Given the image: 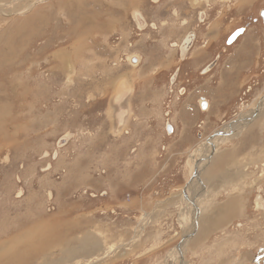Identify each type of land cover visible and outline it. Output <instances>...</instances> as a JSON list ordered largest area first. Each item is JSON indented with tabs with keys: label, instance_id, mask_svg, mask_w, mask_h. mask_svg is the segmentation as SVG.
I'll use <instances>...</instances> for the list:
<instances>
[{
	"label": "rangeland",
	"instance_id": "1",
	"mask_svg": "<svg viewBox=\"0 0 264 264\" xmlns=\"http://www.w3.org/2000/svg\"><path fill=\"white\" fill-rule=\"evenodd\" d=\"M8 1L0 0V264H264V68L258 76L255 57L264 54V30L250 28L219 72L203 77L206 30L220 21L206 18V30L180 26L197 15L194 0H34L28 8L31 0ZM180 8L189 16L176 18L179 34L194 27L198 36L171 84L179 60L167 38L151 50L140 19L154 23L156 11L166 19ZM131 54L138 62L124 66L120 58ZM123 68L140 74L132 86L149 85L159 97L150 95L153 116L121 105L114 122L103 97L118 79L132 82L129 73L117 76ZM150 70L161 71L154 81ZM168 98L172 135L163 115ZM228 100L233 106L222 104ZM131 118L148 131L130 145L120 139V153H97L103 143L112 150L109 136ZM71 129L86 145H67L54 158L43 153ZM193 162L202 182L186 186ZM99 190L119 199L104 215L88 193ZM236 203H244L241 212Z\"/></svg>",
	"mask_w": 264,
	"mask_h": 264
},
{
	"label": "flooded vegetation",
	"instance_id": "2",
	"mask_svg": "<svg viewBox=\"0 0 264 264\" xmlns=\"http://www.w3.org/2000/svg\"><path fill=\"white\" fill-rule=\"evenodd\" d=\"M164 0H158L157 3H160ZM195 1V0H194ZM192 1V8L194 9V7H196L195 9L197 10V15L195 16V18L190 19V17H185V18H180L179 19V23L180 26L183 25H188L190 22L191 23H197V26L199 27H203L204 29L206 28V24L208 23L206 20L207 19H216L219 20V23L217 24V27L214 29H210V30H206L209 32L208 37H211L208 39V42L206 43L204 41V46L202 47V51H201V55L204 56V53L206 55H209V59L202 65V67L200 68V70L198 71L200 76H206V75H213L215 76L218 72H219V67L220 64L222 63V61L227 60L230 56H231V51L233 50V48L235 47L236 43L238 42V40L241 39L242 36H244L247 31L250 28H258V30L261 32V30H264V22L263 19L260 17V11L264 10V0H253L251 3V5H249V3H245L243 2V0H239V1H234V0H200L199 4L196 5V2ZM182 1H180L181 3ZM184 2V0H183ZM239 5V6H238ZM164 9V8H163ZM163 9H161L160 11H156V13L158 12L159 19L157 22H148L145 23V19L141 18V22H142V30L140 31V33H143L145 31L148 32V34H145V39L148 41H151V50H152V46H160V41L162 40V38H167V40H169L168 42H166L167 46L171 48L172 50V55H174V59L173 60H179V65L175 66V69L172 71L170 77H169V82L171 84H173L175 82V80H177L179 73H180V65H182L183 61L186 60V58L188 57V55L190 54V51L192 50V48L195 45V40L198 36L197 30L193 29L194 27L188 29L183 35L179 34V30H177L178 28L180 29V26L176 23V18L178 17L179 13H186L188 15V10L184 9H177L175 12L171 11V16H168L165 19V15L166 13L162 14ZM153 17L155 18V13H152ZM189 16V15H188ZM215 22V20H214ZM257 25H259L260 27H258ZM242 29V32L234 39V41L230 44H227V38L236 30V29ZM192 35L193 38L190 41H187V51L185 52V58L184 59H180L181 58V46L183 45L184 42V38L186 37V35ZM261 39V38H260ZM210 43V44H209ZM205 44H207L205 46ZM137 55L135 54H131L130 58L133 57L135 58ZM255 57H257V62H258V58H261V68L259 71H256V74L258 76L261 75V72L263 71L264 68V54L260 55L259 53H255ZM127 55H124L120 58L122 64L125 66L126 64H130L131 59H126ZM123 60V61H122ZM129 60V61H128ZM216 60V62L213 64V66L206 72H204V68L211 63L212 61ZM133 63V62H132ZM256 66L258 67V64H256ZM131 68V67H130ZM133 68V67H132ZM131 68V69H132ZM127 69V68H123L121 69L118 73L117 76L123 74V73H129L130 74V79H132L129 81V84H125L124 79H118V81L116 82L115 86H114V90L109 86L108 92L106 90V95L103 97L104 99V104L105 105H109L111 104L112 108L115 109L114 112V116H115V120L114 122L118 121V116H116V110L117 107H120L122 105V107H124V109H128V112L132 113V108L133 105H140V106H144L145 111L143 110V113L140 115L142 117H146V116H153V112H152V108L149 106V102H152V100L150 99V95L151 97H157L159 99L158 96H156L154 94L153 89L149 88V85H145L144 86V90H138V88L136 89L134 86H132L131 83H133V81H138L140 82V74L138 73V71H136V69ZM151 71V70H150ZM250 71V70H249ZM161 72L160 70H158L157 72H153L151 71V76L149 78H153L154 81V74L155 73H159ZM226 70H223V73H225ZM116 76V78H117ZM145 76V75H144ZM212 76V77H213ZM148 80V78H146ZM115 79H113L112 81H114ZM145 81V79H144ZM143 81V82H144ZM213 82H215V80H213ZM136 89V90H135ZM185 87H181L178 89V93L180 95H183L185 92ZM128 90L127 95H124V92H126ZM137 91V92H136ZM250 91V88H246L243 91H240L237 96L238 98L241 100L243 96L246 95V93ZM137 96L133 97L131 96V94H136ZM104 93V94H105ZM119 93V94H118ZM155 98H152L155 100ZM200 98H204V96H200ZM199 98V99H200ZM125 99V100H124ZM135 99V100H134ZM124 100V101H123ZM134 100V102H133ZM138 100V101H137ZM232 100V99H231ZM123 101V102H122ZM243 101V100H242ZM170 102L171 99L168 98L167 102L164 103V105L166 106L165 112L163 113L164 117L166 118L165 121V131L168 135H172V131L171 133H168L166 130V123H170L169 121V117L170 114L169 113V109H170ZM204 102L206 103V105L208 106L209 102L207 101L206 98H204ZM232 103L233 106V102L228 100V101H224L222 102L223 105H228L229 103ZM241 101L238 102V104H240ZM155 105V104H154ZM200 107H201V103H200ZM155 107H153L154 110ZM72 117V116H70ZM244 116H242L243 118ZM248 118V117H247ZM149 120V119H147ZM233 120H236L233 119ZM232 120V121H233ZM231 121V120H230ZM78 124H81L78 123ZM128 127L126 130H124L121 134H113L109 136V140L111 141V146H112V150L106 149V143L102 144L101 149L97 152V153H104L103 155H105V153L108 152H116L118 151V153L122 152L124 149L120 150L119 146H120V139H122L125 143L127 144H131V140L135 139H139L140 135L143 134V132L148 131V123L146 124H142V122L140 121V119H135V118H131L128 122ZM130 126V128H129ZM171 127H173L171 125ZM70 132H73L75 135L74 137L69 140L67 142L66 145L60 147V148H55L52 151L49 150H45L43 153H47L51 158H54L56 156H58L59 149L66 147L67 145H71L72 143H77V142H81V143H86V139L85 140H79V136H81L77 130H68ZM66 132V131H65ZM64 133V132H63ZM144 135V134H143ZM76 139V140H75ZM72 140H74L73 142H71ZM86 145V144H85ZM56 146V144H55ZM113 149H116V151H113ZM54 151H56V153H53ZM132 151H137V150H132ZM68 153H72L71 151H69ZM151 153V152H150ZM102 155V156H103ZM196 162L192 163V170H193V174L195 171V167L197 166L195 164ZM198 167V166H197ZM199 168V167H198ZM104 172V169H101V173ZM20 188L23 190V187L20 186ZM104 192V193H102ZM89 196H91L93 199L97 200V208L100 210L101 214H105L106 211L110 208L109 206L112 205L113 203H117L114 200H119L115 195L114 197L109 195L108 191H91L89 192ZM94 195V196H92ZM92 200V199H91ZM113 213V212H112Z\"/></svg>",
	"mask_w": 264,
	"mask_h": 264
},
{
	"label": "water",
	"instance_id": "3",
	"mask_svg": "<svg viewBox=\"0 0 264 264\" xmlns=\"http://www.w3.org/2000/svg\"><path fill=\"white\" fill-rule=\"evenodd\" d=\"M260 17L263 19V22H264V10H261L260 11ZM241 33V28L239 29H236L228 38H227V41L226 43L227 44H230L234 41V39ZM193 36L188 34L186 35V37L184 38V42H183V45L181 46V55H184L185 52L187 51V41H190L192 40ZM131 62L133 63H136L138 62V56H136L135 58L131 57ZM216 62V60L212 61L211 63H209L205 68H204V72L208 71L212 66L213 64ZM201 109L205 110L207 105L206 103L204 102V98H201ZM257 110V109H256ZM255 113L256 111L254 112L253 116H255ZM249 118V117H248ZM166 130L168 133H171L172 131V127H171V124L170 123H166ZM217 133V132H216ZM74 133L73 132H70V131H66L64 133H62L61 135H59L56 139V147L57 148H60L64 145L67 144V142L69 140H71L73 137H74ZM53 153H56V151H54ZM195 171H194V174L193 176L190 178V180L188 182H186V186L192 181V179H195L196 178V175H197V178H198V175H199V172L200 170L198 169V167L196 166L195 167ZM20 190L22 191V189L20 188ZM263 204H264V199H263Z\"/></svg>",
	"mask_w": 264,
	"mask_h": 264
},
{
	"label": "bare ground",
	"instance_id": "4",
	"mask_svg": "<svg viewBox=\"0 0 264 264\" xmlns=\"http://www.w3.org/2000/svg\"><path fill=\"white\" fill-rule=\"evenodd\" d=\"M19 0H10V1H8L7 2V5H15V3H17ZM27 1V0H26ZM33 1L34 0H31L29 3H28V6H26L27 8L28 7H30L31 5H32V3H33ZM72 0H70V1H67L68 3H70V4H73L74 2L72 1ZM124 2V1H123ZM82 3H83V1H82ZM81 3V4H82ZM1 4V3H0ZM63 6V5H62ZM16 7V6H15ZM63 8V7H62ZM2 9V6L0 5V12L2 11L1 10ZM17 10H19V9H17ZM23 10V9H22ZM63 10V9H62ZM137 9H136V11H134V13H133V16L135 17L136 16V14H137ZM95 19V18H94ZM113 23V22H112ZM103 24V23H102ZM241 32H242V29H241ZM21 45V44H20ZM184 55H181V57H183ZM131 58H129V60H130ZM128 60V61H129ZM66 64V63H65ZM15 86V85H14ZM223 132H221V133H219V131L216 133V134H218V135H215L214 137H215V139H216V137L217 136H221V134H222ZM225 134V133H224ZM223 136V135H222ZM226 136V135H225ZM217 143V142H216ZM210 144H212L213 146H215V143H214V141H213V139L212 140H210L209 141V145ZM211 145V146H212ZM213 154H211V156H212ZM205 157V156H204ZM214 157V156H213ZM202 158V157H201ZM212 158V157H211ZM208 162V161H207ZM209 162H210V160H209ZM199 176H200V172H199V175H198V178H199ZM198 178H197V175H196V179L198 180ZM185 194V193H184ZM263 201V199H261V202ZM258 203V202H257ZM193 206H196V203L193 205ZM197 218V217H196ZM38 226V225H37ZM36 229H37V227H36ZM33 230H35V228L33 229ZM36 232V231H35ZM38 239V237H36L35 238V240H37ZM79 239V238H78ZM85 239V238H84ZM82 240V239H81ZM86 241V240H85ZM87 241H88V239H87ZM93 242V241H92ZM47 244V243H46ZM45 245V244H44ZM43 246V245H42ZM46 246V245H45ZM23 248H24V246H23ZM46 248V247H45ZM16 252V251H15ZM70 252V251H69ZM10 264H12V263H10ZM14 264V263H13ZM56 264V263H55Z\"/></svg>",
	"mask_w": 264,
	"mask_h": 264
},
{
	"label": "crops",
	"instance_id": "5",
	"mask_svg": "<svg viewBox=\"0 0 264 264\" xmlns=\"http://www.w3.org/2000/svg\"><path fill=\"white\" fill-rule=\"evenodd\" d=\"M113 119V118H112ZM186 173V172H185ZM193 176V174L191 175V177ZM190 177V178H191ZM190 178H189V180H190ZM202 179V178H201ZM201 179H199L198 178V182L200 183V181L202 182V180ZM188 180V181H189ZM193 180V179H192ZM187 181V182H188ZM192 182V181H191ZM183 198H185V196L183 195ZM186 199V198H185ZM187 200V199H186ZM231 201L230 202H227L226 204H224V211H223V209L222 208H220V209H218L219 211H223V213L222 214H216V216H217V219H220V218H222L223 216H227V211H228V207H230L231 206ZM238 209H240V212H241V207L243 206L244 207V203L243 204H239V203H236V205H235ZM236 207H234L233 208V210H235V208ZM226 213V214H225ZM230 219H228V221H229ZM251 251V250H250ZM248 254H250V252L248 251V252H246V253H244V257H243V261L246 263L247 262V260H249L250 259V257H249V255ZM242 262V260H238V261H234V264H238V263H241Z\"/></svg>",
	"mask_w": 264,
	"mask_h": 264
}]
</instances>
